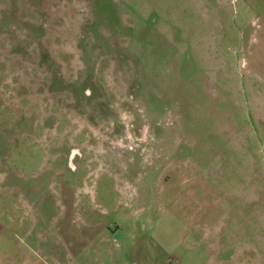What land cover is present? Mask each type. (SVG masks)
Listing matches in <instances>:
<instances>
[{"label":"rangeland","instance_id":"obj_1","mask_svg":"<svg viewBox=\"0 0 264 264\" xmlns=\"http://www.w3.org/2000/svg\"><path fill=\"white\" fill-rule=\"evenodd\" d=\"M1 194L14 264H264V0H0Z\"/></svg>","mask_w":264,"mask_h":264},{"label":"crops","instance_id":"obj_2","mask_svg":"<svg viewBox=\"0 0 264 264\" xmlns=\"http://www.w3.org/2000/svg\"><path fill=\"white\" fill-rule=\"evenodd\" d=\"M254 9V7H252ZM248 7L245 6L244 1L242 4V10L243 11H247ZM242 11V12H243ZM243 35V32H242ZM247 51L250 52L249 49H247ZM9 199L13 200V194L12 197H8L6 201H9ZM4 199L2 198V194L0 197V264H14V257L13 254L15 251V249L13 250V246H11V244H9L8 242H10V240L13 237V232L15 230V216L11 215V210L12 208H4L3 203ZM118 228L117 225H112V226H101V228H99V230L101 231V233L103 234V236H105V234L108 235H115L116 234V229ZM138 246V241H133L131 243V245L128 247L127 249V254L129 255H133V251L134 249ZM150 249H148V253L150 254V259H154L153 255H152V250L151 247H149ZM40 253V252H38ZM145 254V256H142V258H139L140 261H142V259L146 260V254L145 252H143ZM12 254V257H10L9 255ZM19 254V253H18ZM41 254V253H40ZM148 254V255H149ZM143 255V254H142ZM17 259H20L23 264H49L46 257L41 254L36 256V253L34 254H29L23 257H18L16 256ZM22 258V259H21ZM152 262V260H151ZM163 264H168L167 260L163 261Z\"/></svg>","mask_w":264,"mask_h":264}]
</instances>
